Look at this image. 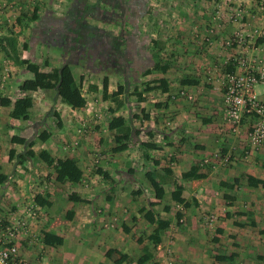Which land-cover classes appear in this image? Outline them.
Wrapping results in <instances>:
<instances>
[{"label":"crops","instance_id":"obj_1","mask_svg":"<svg viewBox=\"0 0 264 264\" xmlns=\"http://www.w3.org/2000/svg\"><path fill=\"white\" fill-rule=\"evenodd\" d=\"M245 4L250 10L245 15L247 19L254 17L251 16L252 13L260 16L261 12L256 8L250 9L249 2ZM15 7L16 5L9 8ZM38 48V52L45 57L46 47ZM30 50L31 47H26L24 53L19 55L20 59L33 61L27 57ZM256 52L264 60V47L261 51L256 47ZM61 63L62 60L48 63L44 71L57 68ZM35 64L38 65L36 61ZM205 65L207 68L212 67V59L200 64ZM70 68L73 73L71 64ZM3 73L5 78L0 88V98H7L12 102L27 95L31 98L32 107L26 121L10 119V107H0V174L7 177L0 185V206L6 205V208L8 206L13 211L15 208L17 212H24L25 216L21 214L18 218L21 221L30 219L29 211L32 210L45 213V218H39L35 224L48 225L50 229H43V232L61 237V246L68 245V251L76 252L77 259L72 264H137L142 256L141 247H145L150 255L149 260L142 264H216L213 261L215 255L228 256L231 253L236 254L231 264H264V235L259 234V231L264 232V145L251 155L247 163L236 162L229 166H221L215 162L202 164L217 150L232 153L243 150L246 141L245 120L235 132L226 127V133L222 134L218 132L219 127L215 128L217 124L209 125L208 120H198L195 117L196 112H204L211 101L209 104H200V109L192 110L175 105L163 114L161 112L165 109H157L158 113L146 116V125L140 127L141 131L136 129V125H131L130 120L127 121L122 126L129 127L134 138L128 143L115 144L112 135L121 125L112 128L106 126L103 120L97 121L95 99L90 102L84 97L85 107L72 110L57 99L48 98L39 92L20 93L18 85L31 78V74L23 67L12 63L11 66L4 67ZM215 82L218 81H214V84ZM91 84L96 90L88 91L87 95L95 98L99 94L101 97L98 82ZM255 91L258 98L264 101V85L256 86ZM106 94L114 98L111 78L107 79ZM108 101L109 99L101 100V103ZM221 113L222 111L216 116L215 123L220 121ZM55 115L56 121L49 122ZM162 116L172 118L165 121L169 129H162ZM82 119L86 130L83 135L77 131V123ZM43 131L49 136L40 142L37 137ZM12 137L32 143L30 150L34 157L18 159L12 156L8 160L9 150H13L14 154L24 150L23 145L10 142ZM148 145L154 150L147 151ZM43 150L54 161H73L82 173L80 181L74 184L57 183L53 167L46 166L37 158V153ZM143 153L147 155V160H144ZM135 160L139 162L141 172L132 167ZM152 161H157L158 165L152 167ZM162 163L166 165L162 167ZM192 166L204 178L182 180L181 174ZM163 168L169 170L176 184L168 193L161 184L163 199L166 194L170 199L171 191L179 190L180 198L190 203L188 208L173 202V205H153L163 199L156 200L152 189L138 178L147 171H155V175L163 177L166 174ZM96 169L105 172L112 182L102 179L96 174ZM247 177L255 180V187L248 185ZM162 179L166 180L167 176ZM137 182L142 189L141 194L135 197L133 192H139L136 189ZM35 196L48 201L50 205L37 206L34 203ZM68 196L83 202L70 201ZM164 207L168 208L166 212ZM141 209L151 210L156 217L168 223L157 245L147 240L155 225L148 224L142 218L139 213ZM176 213L179 214L178 218ZM207 214L215 217L212 225L200 220L202 215ZM68 217L70 220H67ZM60 218L67 220L71 226L65 235L53 230L59 227ZM7 219L10 217L7 216ZM180 219L183 224H178ZM218 229L220 232H216ZM207 230L209 233L203 235ZM38 240L40 241L36 247V242L28 234L21 237L19 235L16 241L18 255L31 263H47L41 257L40 245L45 249H56L59 246H45L42 238L39 237ZM138 240L141 245L137 244ZM207 242L209 249L204 246Z\"/></svg>","mask_w":264,"mask_h":264},{"label":"rangeland","instance_id":"obj_2","mask_svg":"<svg viewBox=\"0 0 264 264\" xmlns=\"http://www.w3.org/2000/svg\"><path fill=\"white\" fill-rule=\"evenodd\" d=\"M246 2L250 3V9L254 7L261 12V17L252 13L254 17L247 19L245 15L250 10L246 8ZM14 5V9H5ZM0 7L8 23V29L0 35V70L11 66L14 57L23 54L26 47H31L27 57L33 61L26 60L36 61L43 71L48 63L70 57L73 76L83 97L88 101L96 100L95 119L103 120L112 128L130 120V124L140 130L143 124L146 125V116L158 113L157 109H165L162 114L175 105L200 109V104L210 101V106L204 112H196L195 117L208 120L209 125L217 124L215 128H218L222 122L215 123V118L222 111L221 94L227 77L234 71L232 58L236 52L232 38L237 33L246 37L243 50L249 57L254 55L261 59L255 51L256 47L260 51L264 47V0H0ZM33 15L35 20H32ZM77 25L82 28L76 30L70 46L68 30ZM38 47H46L45 57L38 52ZM209 59H212V67L200 66ZM161 67L165 70H159ZM104 77L111 78L112 94L117 101L110 98L102 104L101 91V97L99 94L95 98L87 95L88 85L98 82L100 87ZM216 80L218 82L214 84ZM183 81H192L196 85H183ZM162 82L167 85L165 94L159 90L144 91L146 87H155ZM162 119V129H169L165 121L172 118L162 116ZM51 121L55 122L56 117ZM83 121H79L77 127L80 123L85 125ZM146 150L154 148L148 145ZM24 152L13 156L25 158ZM131 165L141 172L137 160ZM165 175L167 179L160 182L168 193L176 184L170 172ZM155 178L160 180L157 175ZM140 179L146 183L143 176ZM136 185L139 192H133L135 197L142 189L139 183ZM165 203L173 205L168 194L153 205ZM0 207L1 219L8 216L9 221H17L21 214L25 216L15 208L13 211L6 205ZM44 214L41 216L36 211L37 216L31 224L30 219L25 218L29 231L23 236L28 234L36 247L43 229H50L48 225L35 224L39 218H45ZM203 217L200 218L202 222ZM58 223L59 227L53 230L65 235L71 227L69 222L60 218ZM204 246L209 249V242ZM40 247L45 264H72L77 259L74 250L68 251V245L56 249Z\"/></svg>","mask_w":264,"mask_h":264},{"label":"trees","instance_id":"obj_3","mask_svg":"<svg viewBox=\"0 0 264 264\" xmlns=\"http://www.w3.org/2000/svg\"><path fill=\"white\" fill-rule=\"evenodd\" d=\"M35 18L36 17H34L33 15L32 20H35ZM80 28H82L81 25H77V27L69 28L67 34V40L70 46H72L73 38L76 30ZM13 60L15 64L23 67L26 72L31 74L30 79L24 80L18 85V91L20 93L25 94V93L39 92L46 95L48 98L52 97L53 99H57L60 103L64 104L65 106L69 107L72 110H78L85 107L86 105L85 98L83 97L80 86L76 83L70 68V63H71L70 57H63L62 63L60 64L59 67L53 68L47 72L41 70V68L37 64L30 62L26 59H20L19 57H14ZM154 67L156 69L157 65H155ZM159 70L164 71L165 67H161L159 68ZM182 84L190 86L196 83L192 81H183ZM106 88H107V79L104 77L101 80V88H100L103 100L110 99V97L106 94ZM87 89L88 91H94L96 90V87L93 85H88ZM152 90H159L161 93H166L167 85L164 82H162L158 86L146 87L144 89L145 92H150ZM137 96L139 97V94H137ZM110 100L117 101V99L115 98H111ZM0 107H10V112L8 114V117L10 119L26 121L29 116V111L32 107V101L31 98L27 95L16 98L12 102L7 98H0ZM55 117L57 118V115H55ZM48 136L49 135L45 131H43L38 135L37 140L43 142L48 138ZM133 138H134V134L132 133L129 127H125V126L118 127L116 129V132L112 135V140L115 142V144H120L122 142L128 143ZM10 142L12 144L24 146L25 152L23 153L24 155L23 157L27 159L34 157V153L30 150L32 143H29L24 139H20L16 137H12L10 139ZM13 155H14V151L9 150L8 160H11ZM37 158L46 166L53 167L54 180L57 183L68 182L74 184L80 181L82 173L73 161L69 159L54 161V159L50 157V155L44 150L37 153ZM143 158L144 160H147V155L145 153H143ZM157 165H158L157 161H152V167H156ZM163 171L169 173L168 169H163ZM96 174H98L102 179L112 182L109 176L105 172H102L100 169H96ZM164 176L163 177L159 176L160 180H158L155 178V171H147L143 174V179L145 180L147 185L152 189L154 198L156 200H162L164 197V191L160 182L163 181V179L161 178H164ZM180 177L184 181H189V180L203 179L204 175L198 173V169L195 166H192L187 172L182 173ZM6 178L7 177L5 175L0 174V185L6 181ZM247 183L250 187L256 186L255 180L251 177H247ZM68 200L73 202H83L80 199L74 198L72 196H68ZM170 201L176 204H180L183 208H188L190 206L189 202H185L182 198H180L179 190L171 191ZM34 203L39 207H48L50 205L48 201H44L39 196L34 197ZM163 209L164 212L168 210L167 207H164ZM139 213L142 214V218L148 224L155 225L154 231L152 232V234H150L147 237V240L151 242L153 245H157L160 242V236L163 233V231L167 228L168 223L156 217L151 210L144 211L143 209H141ZM175 216L178 218L179 214L176 213ZM67 220H70L69 217L67 218ZM236 226L238 225L236 224ZM216 232H220V230L218 229L216 230ZM259 234L264 235V232L259 231ZM41 236H42V243L45 246L57 247L62 245L61 237L55 236L48 232H42ZM137 244L141 245V241L138 240ZM141 252H142V256H140L139 259L137 260V264H142L147 260H149L150 258V255L147 253V249L145 247H141ZM235 257H236L235 253H231L228 256L215 255L213 257V261L216 264H231L234 261Z\"/></svg>","mask_w":264,"mask_h":264},{"label":"built area","instance_id":"obj_4","mask_svg":"<svg viewBox=\"0 0 264 264\" xmlns=\"http://www.w3.org/2000/svg\"><path fill=\"white\" fill-rule=\"evenodd\" d=\"M7 29L8 23L0 7V35L6 32ZM245 38L240 33L232 38L231 44L234 45L236 52L232 58L234 71L232 75L227 77L224 91L221 94L222 113L220 120L222 123L219 129L217 128L218 132L222 134L226 133V127L235 132L241 122L245 120V145L240 153L222 152L220 150L212 152L209 159L202 162L204 165L209 162H215L221 166H229L236 162L247 163L251 155L264 145V101L258 98L255 91L256 86L264 85V61L254 55L249 57L243 50ZM1 66L2 62L0 60ZM4 78L3 70H0V88L3 86ZM190 99L188 97V100ZM77 131L83 135L86 133L85 126L80 123ZM36 216L35 210L29 211L30 219H35ZM41 216H43V213H41ZM202 219L205 224L212 225L215 217L207 214ZM24 221H9L7 218H0V264H41L39 262H28L18 255L17 238L21 232V235L28 232L27 222ZM178 224H183V220L180 219Z\"/></svg>","mask_w":264,"mask_h":264}]
</instances>
